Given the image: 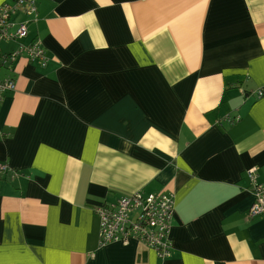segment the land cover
Masks as SVG:
<instances>
[{
	"label": "crops",
	"instance_id": "1",
	"mask_svg": "<svg viewBox=\"0 0 264 264\" xmlns=\"http://www.w3.org/2000/svg\"><path fill=\"white\" fill-rule=\"evenodd\" d=\"M9 0H0L2 2ZM0 43V264H264V0H36ZM36 42L43 63L26 51ZM172 193L170 255L95 207Z\"/></svg>",
	"mask_w": 264,
	"mask_h": 264
},
{
	"label": "built area",
	"instance_id": "2",
	"mask_svg": "<svg viewBox=\"0 0 264 264\" xmlns=\"http://www.w3.org/2000/svg\"><path fill=\"white\" fill-rule=\"evenodd\" d=\"M18 15L35 19L36 0H9L0 4V43L5 40L22 39L27 35V20H16ZM28 53V60L43 63L42 48L36 43L19 45L18 49L3 57L15 60L22 52ZM15 89L13 79H0V102L3 95ZM8 168L0 162V173ZM248 188L253 194L249 215L264 216V183L257 181L256 167L245 172ZM174 196L172 193L142 195L140 192L121 195L117 201L95 207L99 217V244L136 239L153 249L160 260L170 253L169 228L173 216Z\"/></svg>",
	"mask_w": 264,
	"mask_h": 264
},
{
	"label": "trees",
	"instance_id": "3",
	"mask_svg": "<svg viewBox=\"0 0 264 264\" xmlns=\"http://www.w3.org/2000/svg\"><path fill=\"white\" fill-rule=\"evenodd\" d=\"M17 174H18V171L17 170H12V169H8L7 168L5 171H3V172L0 173V180H3L4 179L3 176H7V179H8V178L15 177Z\"/></svg>",
	"mask_w": 264,
	"mask_h": 264
},
{
	"label": "rangeland",
	"instance_id": "4",
	"mask_svg": "<svg viewBox=\"0 0 264 264\" xmlns=\"http://www.w3.org/2000/svg\"><path fill=\"white\" fill-rule=\"evenodd\" d=\"M98 231H99V228H98Z\"/></svg>",
	"mask_w": 264,
	"mask_h": 264
}]
</instances>
